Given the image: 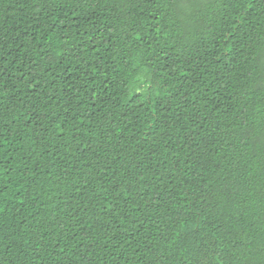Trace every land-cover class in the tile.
<instances>
[{
    "label": "trees",
    "instance_id": "16d2710c",
    "mask_svg": "<svg viewBox=\"0 0 264 264\" xmlns=\"http://www.w3.org/2000/svg\"><path fill=\"white\" fill-rule=\"evenodd\" d=\"M0 264H264V0H0Z\"/></svg>",
    "mask_w": 264,
    "mask_h": 264
}]
</instances>
